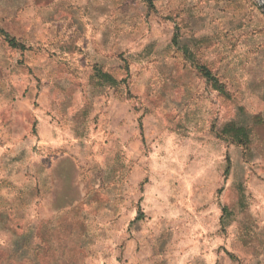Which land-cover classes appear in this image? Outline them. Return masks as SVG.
I'll return each instance as SVG.
<instances>
[{"label":"rangeland","instance_id":"obj_1","mask_svg":"<svg viewBox=\"0 0 264 264\" xmlns=\"http://www.w3.org/2000/svg\"><path fill=\"white\" fill-rule=\"evenodd\" d=\"M259 1L0 0V264H264Z\"/></svg>","mask_w":264,"mask_h":264},{"label":"trees","instance_id":"obj_2","mask_svg":"<svg viewBox=\"0 0 264 264\" xmlns=\"http://www.w3.org/2000/svg\"><path fill=\"white\" fill-rule=\"evenodd\" d=\"M1 32L2 29H0ZM3 35L8 40L9 44L16 47L17 43L14 42L12 38H8L7 34L4 32ZM199 73L205 77V79L211 83L212 87L217 90H221L222 86L218 83L217 79L211 74L209 69L204 65L198 66ZM106 80H112L106 74ZM223 133H225L233 143L238 145H247L250 141V128L246 125L236 124V123H227L222 129Z\"/></svg>","mask_w":264,"mask_h":264},{"label":"water","instance_id":"obj_3","mask_svg":"<svg viewBox=\"0 0 264 264\" xmlns=\"http://www.w3.org/2000/svg\"><path fill=\"white\" fill-rule=\"evenodd\" d=\"M259 6L264 10V0L259 1Z\"/></svg>","mask_w":264,"mask_h":264}]
</instances>
